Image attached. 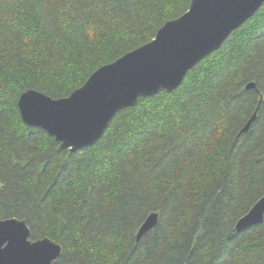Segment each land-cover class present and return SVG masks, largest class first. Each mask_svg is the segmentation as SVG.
I'll return each instance as SVG.
<instances>
[{"label": "trees", "instance_id": "trees-1", "mask_svg": "<svg viewBox=\"0 0 264 264\" xmlns=\"http://www.w3.org/2000/svg\"><path fill=\"white\" fill-rule=\"evenodd\" d=\"M190 3L0 0V220L61 244L55 264H264V222L235 229L264 197V4L178 89L120 111L90 147L60 150L18 107L29 89L68 97Z\"/></svg>", "mask_w": 264, "mask_h": 264}, {"label": "water", "instance_id": "water-1", "mask_svg": "<svg viewBox=\"0 0 264 264\" xmlns=\"http://www.w3.org/2000/svg\"><path fill=\"white\" fill-rule=\"evenodd\" d=\"M264 0H191L188 10L165 23L155 38L113 63L97 69L82 87L68 97L53 99L37 90L24 91L18 107L23 122L47 132L60 150L75 153L102 138L113 118L122 110L138 105L140 99L160 92L171 93L181 86L188 72L219 50L231 33L248 21ZM256 88L254 83L247 89ZM42 96L54 109L24 107L23 98ZM56 111L52 119L47 112ZM255 113L243 133L256 120ZM151 214L137 234L140 241L159 223ZM264 222V197L236 224L243 232ZM24 220H0V264H55L63 246L51 238L32 240Z\"/></svg>", "mask_w": 264, "mask_h": 264}, {"label": "snow or ice", "instance_id": "snow-or-ice-1", "mask_svg": "<svg viewBox=\"0 0 264 264\" xmlns=\"http://www.w3.org/2000/svg\"><path fill=\"white\" fill-rule=\"evenodd\" d=\"M22 101H23L24 107L25 108H28V109H32L34 106L35 107L42 108V109H50V108L51 109H54V108H57L56 106L51 105V101L45 99L42 96H37L35 98L29 97L26 100L24 99V96H23V98L20 101V106L22 104ZM47 114L52 119L59 118V114L56 111L49 110L47 112Z\"/></svg>", "mask_w": 264, "mask_h": 264}, {"label": "bare ground", "instance_id": "bare-ground-1", "mask_svg": "<svg viewBox=\"0 0 264 264\" xmlns=\"http://www.w3.org/2000/svg\"><path fill=\"white\" fill-rule=\"evenodd\" d=\"M261 7H262V6H261ZM261 7H260V8H261ZM260 8H259V9H260ZM255 14H256V13H255ZM253 16H254V15H253ZM253 16H252V17H253ZM252 17H251V18H252ZM246 22H247V21H246ZM246 22H245V23H246ZM178 88H179V87H178ZM178 88H177V89H178Z\"/></svg>", "mask_w": 264, "mask_h": 264}]
</instances>
